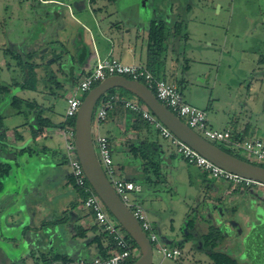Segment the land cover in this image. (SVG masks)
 I'll list each match as a JSON object with an SVG mask.
<instances>
[{
	"label": "rangeland",
	"instance_id": "rangeland-1",
	"mask_svg": "<svg viewBox=\"0 0 264 264\" xmlns=\"http://www.w3.org/2000/svg\"><path fill=\"white\" fill-rule=\"evenodd\" d=\"M42 1L0 0V81L7 83L11 90H17L16 85L24 84L27 79V71L18 65L19 61L15 57L18 53L35 52L30 59L23 61L39 66L35 69L37 91L17 90L13 95L24 101L36 100L37 103L49 108L47 112L50 119L64 120L67 99L72 95L74 87L83 79L78 78L79 74L75 75V79H71V72L65 68L67 65L69 70L71 64H68V61H61V57L66 56L68 49L73 51L75 36L79 35L72 18L88 26V32L96 44L102 42L103 32L111 36L109 21L122 22L123 20L122 23L127 28L136 24L146 28L151 20L163 21L168 27L167 24L174 25L178 19L183 21L182 28L188 33V39L182 43L184 48L181 52L185 53L176 63L177 70L190 77L188 85L183 89L186 102L191 104L190 94H195L201 101L205 99L207 102L204 107L194 106L200 110L207 109V104H212L210 98L215 100L214 103H219V107L229 110L234 105L231 113L238 110V116L251 110L252 122L262 126L252 138L258 137L264 140L263 110L258 104L247 101L248 96L253 95L258 88L264 90V0H116L113 8L109 6L105 8L108 16L106 21L102 20L97 11L94 13L98 0L96 6L93 5L92 0H59L60 6H43L42 3L45 2ZM103 2L106 3V0ZM114 12L116 13L113 14ZM112 15L115 16L112 17ZM82 33L83 38L88 35L86 31ZM167 33H169L168 38L174 34L169 31ZM145 35L146 33L140 32L138 42L144 40ZM168 38L164 42L165 45L171 42ZM45 48L47 50L40 53ZM5 49L10 50V55L5 53ZM54 59H58L59 63ZM51 73L55 76V81L59 83V88L53 87L52 94L45 91L44 87ZM206 75L210 76L208 84L203 82ZM66 78L69 80H65ZM71 84L74 86L71 87ZM250 84L256 86V89L252 88L249 92ZM212 88L215 90L210 95ZM45 97H51V100ZM127 97L133 103L139 104L137 99L129 93ZM80 98L83 100V97ZM21 109L27 111L24 104L21 105ZM0 115L3 125L0 134H3L7 143L12 141L17 132L14 129L29 122L18 115L17 109L5 100L0 102ZM33 115L30 111L28 119ZM219 115L223 118L222 114ZM147 126L156 141L163 147H168L170 151H174L170 142L163 140L153 126ZM212 143L229 151L222 143ZM0 152V171L6 166L14 170L13 173L0 177V183H3L0 188V196L3 195L0 197L3 200L0 204V264H19L20 262L14 257H19L20 252L26 249L22 241H19L20 229L27 238L31 230L27 222L31 220L32 214L29 213L28 206L25 210L20 204L18 195L20 192L17 191L21 190L23 179L16 173L22 174L23 171L25 173L28 168L25 166L15 171L13 164L6 158L13 153L10 147L0 146ZM232 154L249 163L259 164L251 155L242 156L237 152ZM164 167L165 165L160 168L156 177L170 178L171 170L172 174L174 172L173 165ZM64 169L68 170L67 166H64ZM188 169L192 170L189 167ZM14 174L16 181H13V185L17 194L12 195L5 183L12 180ZM183 174L172 175L171 179L176 182L171 181V190L157 186L149 195L145 194V199L142 197L139 200L135 199L133 194L130 195L129 203L139 205L145 210L152 227L157 228L159 218L166 223L164 227L168 226L164 228L167 231L163 230L160 234L155 232L161 244L167 245L170 240L173 242L171 246H178V242L183 245V257L175 261L163 260L159 254L154 253L152 264H211L205 254L196 250L195 247L196 244H200L199 238L210 230L222 238L218 245L219 251L223 250L226 242H230L229 253L237 259V264H246L244 261L246 252L243 253V251L247 239L243 241L241 238L248 231L245 223L249 221L254 223L258 220L257 215L254 214L255 207L264 211V185L258 184L251 188L238 187L236 201L230 202L227 199L222 202L223 208L216 210L213 203L207 205L203 201L196 187L188 186ZM230 205H235V211L238 213V230L236 231L231 225H225V221L230 220L233 215ZM224 211L226 214L220 215ZM215 213L219 217H215ZM22 224H25L27 228H23ZM31 225L39 229L40 220L34 217ZM236 236L238 240H234ZM251 240L252 238L250 242ZM238 254H242L243 257L240 258ZM138 258L133 257L131 262H135Z\"/></svg>",
	"mask_w": 264,
	"mask_h": 264
},
{
	"label": "crops",
	"instance_id": "crops-1",
	"mask_svg": "<svg viewBox=\"0 0 264 264\" xmlns=\"http://www.w3.org/2000/svg\"><path fill=\"white\" fill-rule=\"evenodd\" d=\"M103 1L98 0L99 3L97 8L94 9V13L97 11L98 14L101 15L102 20L104 19L106 21L108 20V16L105 8L107 6L113 8L116 0L111 4ZM42 2H45L42 3L43 6H50L52 3L58 6L61 5L59 0H43ZM96 2L97 0H92L94 6H96ZM92 3L89 2L90 5H92ZM115 13L116 12L113 14ZM113 16L115 15H112V17ZM72 20L78 28L79 35L77 37L75 36L74 45L72 46L73 51L68 49L66 56L61 57V61H68L67 63L71 64L69 70L67 65H65L66 70L72 74L71 79L74 78L76 74H79L78 78L82 79L92 70L97 57L105 58L109 55L118 59L123 64L144 66L151 72L147 65L149 62L148 28L153 20L149 21L146 28L137 26V24L127 28L122 23L123 20L122 22L109 21L110 32H108L111 36L103 32L102 42L98 44L94 42L92 36L89 34L88 26L76 19L72 18ZM176 21H178V19H176ZM167 25L168 31L174 34L168 38L171 39V42L165 45L159 64H154L155 72L153 70L151 73L155 77L177 86L184 98L183 89L188 85L190 77L188 74H183L177 70L176 63L185 53L181 52L182 48H184L182 43L188 39V33L183 30V26L179 32H176L175 24L173 25L170 23ZM82 31H86L88 34L85 38L81 37L83 35ZM140 32L146 33V38L138 42L140 40L138 39ZM59 37L61 36L59 35ZM132 38L134 39L132 40ZM83 46L89 51L87 57L83 56V51L81 50ZM45 49L47 50V48ZM57 63H59V60ZM65 80L69 79L66 78ZM209 80L210 76L206 75L203 82L208 84ZM250 85L249 92L252 88L256 89V86L253 84ZM73 86L71 84V87ZM213 90L215 89L212 88L210 90V95L213 94ZM262 90V88H258L253 95L248 96L247 101L251 103L254 102L256 105L258 104L264 113V90ZM113 96H115L118 101L115 103L112 111L108 113L106 120L100 126L96 127L93 122L92 137L95 138L96 135L99 134L109 140L112 162L117 177L125 181L134 182L141 187L140 192L132 193L135 199L139 200V198L142 197L145 199V194L149 195L157 186L163 187L166 190H171L170 183L173 181L171 179L173 177L172 175L177 176V174L184 173L183 175L185 176V181L188 186L196 187L203 201L206 202L207 205L213 203L216 210L223 208L222 202H225L227 199L230 202L236 201L238 197V187H233L231 184L220 180L208 178L203 175L197 167L183 161L176 154L174 148V151H170L168 147H163L150 134L149 127L141 117L123 107L122 100L132 101L127 97V94L123 93V91L116 90ZM210 99L212 104H207V109L201 108L206 112L208 128L210 126V129L218 131L229 130L233 134H238V136L246 139L255 137V133L259 131L261 125L257 126L252 122L251 119L253 118V114L250 113L252 112L251 110H247L248 112L245 111L244 114L238 116V110L231 113L234 105H232L229 110L228 108L219 107V103H214L215 100L212 98ZM34 101L36 102V100ZM190 102L191 104L189 102L187 103L193 107L195 105L204 107L207 103L205 99L201 101L195 94H190ZM37 104L42 106L39 103ZM42 107L46 109L43 117L47 118L54 127L36 129L28 123L24 126L22 124L18 126L17 129H14L19 136H14L12 141L8 143L12 145L10 149L13 150L11 163H15L19 167L16 168L15 171L25 166L28 168L25 170L26 172L24 173L23 171L22 174L15 172L23 179L19 195L20 204L24 206L25 210L28 206V211L32 214H30L31 220L27 219V226H30L29 228L31 230H28L29 234L26 238V236L23 235V231L20 229L19 241H22V244H24L26 241H29L30 234L41 230L32 227L33 224L31 225V222L34 217L38 218L40 220V225L44 226L43 231L50 229L51 233H48L49 235H42V241H36L35 244L41 247L38 248L36 246L34 248L35 244L32 243V240L28 242L29 244L26 243V249L20 252L19 257L14 258L19 262L32 263L39 254H45L48 257L55 255L60 256L65 258L66 261L101 257L98 247L94 242L95 238H98L101 233L99 229L94 226L89 214L83 210L82 205L79 203L78 191L69 182V171L64 169L66 163L64 160V139L61 135L63 129L55 128V126L65 121L63 119H50L49 113L47 112L49 108ZM247 108L250 109L248 106ZM219 114H222L223 118H221ZM258 139L262 140L261 138ZM155 164L156 166H154ZM163 165H165V167L167 165L168 167L173 165L174 172L172 174L171 170L170 178L164 177L160 179L156 177L158 176L156 173L160 171ZM188 167L192 170L188 169ZM13 172L14 170L12 169L11 173ZM27 175L28 177H26ZM15 176L14 174L9 183H14ZM176 176L174 177L175 179L177 178ZM174 181L176 182V180ZM9 191L12 195L16 193L11 186ZM1 203H3V200L0 198V204ZM230 208L232 209L233 215L230 220L225 221V225H231L233 230L236 231L238 230V213L235 211V205H230ZM225 214L224 211V213L220 215L224 216ZM216 216L219 217L215 213V217ZM159 219L160 222H158L157 228H155V226L153 227L154 231L158 234H160V232L162 233L163 230H166L164 228L168 227H164L166 223L162 218ZM248 223H250V221ZM24 225L25 224H22V226ZM170 230H172V228ZM165 239L168 240L166 237ZM234 240H238V236H236ZM101 241L103 246H105L106 240L101 238ZM168 241L169 244L167 245L171 246L173 242L170 240ZM230 244V242H226L221 252L232 256L228 251V247H231ZM177 245H181V243L178 242ZM195 247L196 250L202 252L200 245L196 244Z\"/></svg>",
	"mask_w": 264,
	"mask_h": 264
},
{
	"label": "built area",
	"instance_id": "built-area-1",
	"mask_svg": "<svg viewBox=\"0 0 264 264\" xmlns=\"http://www.w3.org/2000/svg\"><path fill=\"white\" fill-rule=\"evenodd\" d=\"M111 76H123L129 80L141 82L162 105L198 135L209 142L222 143L231 152H237L242 156L251 155L259 163L257 165L264 166V141L258 138H242L229 130L218 131L208 128L206 112L188 104L177 86L155 77L144 66L126 65L110 56L97 57L92 70L74 87L72 95L67 99L64 121L75 120L82 102L80 97L87 94L96 84ZM117 101L115 96L104 101H98L94 118L96 127L106 120L108 113L112 111ZM121 102L123 107L139 115L147 125L153 126L163 140L169 141L176 154L183 161L197 167L208 178L229 183L233 187L251 188L259 184L227 172L200 156L196 151L175 138L144 105L128 100H122ZM61 135L64 139V160L72 181L71 184L78 191L79 203L82 205L83 210L92 218L94 226L106 235L110 252L106 258L95 257L64 262L57 261L52 264H130L133 257H139V251L129 243L126 239V233L107 212L101 200L88 184L75 153L74 126L66 125ZM93 146L96 157L112 188L137 219L142 231L149 240L153 254L157 253L163 260L172 261L183 257V248L161 244L144 210L139 205L129 203L130 195L140 192L141 187L134 182L117 177L112 162L109 140L97 134L93 138ZM31 264L41 263L33 262Z\"/></svg>",
	"mask_w": 264,
	"mask_h": 264
},
{
	"label": "water",
	"instance_id": "water-1",
	"mask_svg": "<svg viewBox=\"0 0 264 264\" xmlns=\"http://www.w3.org/2000/svg\"><path fill=\"white\" fill-rule=\"evenodd\" d=\"M43 50L40 53H44ZM38 56V55H37ZM121 89L133 95L163 124L175 138L186 144L214 165L247 180L264 185V167L249 163L229 154L212 142L207 141L182 120L162 105L141 82L129 80L123 76H111L93 87L83 98L75 117V153L83 169L86 180L101 200L108 213L117 221L126 235L136 244L139 258L132 264H152L153 252L146 234L137 219L121 201L106 177L93 146L92 116L98 101L110 90ZM51 100V97H45ZM256 219L264 224V211L255 207ZM51 230H39L37 240L49 235ZM41 247L35 244V247Z\"/></svg>",
	"mask_w": 264,
	"mask_h": 264
},
{
	"label": "trees",
	"instance_id": "trees-1",
	"mask_svg": "<svg viewBox=\"0 0 264 264\" xmlns=\"http://www.w3.org/2000/svg\"><path fill=\"white\" fill-rule=\"evenodd\" d=\"M114 1L115 0H106V2L109 4L113 3ZM50 6H57V5L52 3V5H50ZM165 24L166 23L163 21L153 20V21H151L149 28H148V61L149 62L147 65H148V68L151 70V72H153V70L155 72L154 64L155 65L159 64L162 52L165 49L164 42L167 40V38L169 36V33H167L168 28L166 27ZM175 26H176V30H177L176 32H179V30L183 26V21H179V20L176 21ZM81 50L83 51L84 57H87L89 55V51L86 47L83 46ZM4 51L6 54L10 53L9 49H5ZM34 53L35 52H33V53H25V52L24 53H18L15 57L19 61L18 65L27 71V79L25 80L24 84L16 85V89L18 91L29 90V91L35 92L38 89V87L36 85L37 84V78H36V74H35V69L39 66L36 64L29 63L27 61L26 62L23 61V60L30 59V57H32ZM57 60L58 59H54L55 62ZM0 72H1V68H0ZM54 78H55V76L51 73V77H50L49 81L46 80L47 82L44 83L45 91L50 92V94L53 93V87L59 88V83H57ZM17 90H11L7 83L0 81V102H2L4 100L8 101V104H10L11 106H13L14 108L17 109L18 115L23 116L25 120H29V122H26L25 124H23V126L28 123L29 125H32L36 129L54 127V125H52V123H50V121L47 118L43 117L46 109H44L42 106L38 105L35 101H32V102L24 101V100L19 99L18 97H15V95H13V93H14V91H17ZM115 91H116L115 89L110 90L99 101H104L110 97H113ZM120 91H123V90H120ZM123 92L125 94L128 93L126 91H123ZM84 97H85V95L83 96V98ZM137 101L139 102L140 105H143L139 100H137ZM22 104H24L25 108H27V111H22V109H21ZM30 111L33 112L34 115L32 118L28 119V117H29L28 114ZM74 122H75V120L66 121V122H63L62 124L55 126V128L64 129L66 125L74 126ZM1 128H3V125H2V118L0 117V129ZM15 136L18 137L19 134L17 132H15ZM3 145H6L8 147L12 146L5 141L3 134H0V146H3ZM219 148L222 149L223 151L229 153V154H232L231 151L225 150L221 147H219ZM22 152H24V151H22ZM0 154H1V152H0ZM30 154H31V152H30ZM232 155H234V154H232ZM7 156H8V157H6L7 160H9L11 162L12 156L11 155H7ZM235 157L240 158L239 156H235ZM255 165H257V164H255ZM154 166H156V164ZM262 167H264V166H262ZM13 168L16 169L19 167L17 164L14 163ZM9 173H11V167L6 166V167H4V169L2 171H0V177L6 176ZM14 180L16 181V178ZM69 182L70 183L72 182L70 177H69ZM2 184L0 183V188L2 187L1 186ZM5 184L8 185V187H9L8 189H10V186L13 189H15L14 185L9 183V181H6ZM17 192H20V191L18 190ZM18 195H20V193ZM25 227L26 226L24 225V228ZM43 228H44V226L40 225L39 229L43 230ZM100 233H101L100 236L98 238H95L94 242L96 243V245L98 247L101 258H106L109 256L110 245L107 244L108 241H107L106 235L104 233H102L101 231H100ZM30 235H31L30 236L31 240L29 239V241H26L24 243V245H26V243L29 244L28 242H31L32 240H33L32 243H34V244H35V241H37V231H35L33 234H30ZM101 238H104L106 240L105 246H103ZM126 239L129 241V243L134 248H136L138 250V247L136 246V244L128 236H126ZM221 240H222L221 236L219 237L217 235V233H214L212 230H210L206 235H202L200 237V240H199L200 244H198V245H200L202 252L209 259L211 264H237L236 258H233L232 256H229V255L218 250V245H219ZM178 246L182 247L181 245H178ZM241 257H243V255H241L240 258ZM245 257L249 258V260L251 261L250 264H257L258 263V261H254L251 254H249L247 252L245 253ZM240 258L238 259L239 263L241 262ZM57 261H63L64 262V261H66V259L63 257H60V256H56V255L52 256V257H48L45 254H39L37 257H35L34 263L52 264L53 262H57ZM19 264H25V262L20 261ZM130 264H132V262ZM258 264H262V263L260 262Z\"/></svg>",
	"mask_w": 264,
	"mask_h": 264
},
{
	"label": "flooded vegetation",
	"instance_id": "flooded-vegetation-1",
	"mask_svg": "<svg viewBox=\"0 0 264 264\" xmlns=\"http://www.w3.org/2000/svg\"><path fill=\"white\" fill-rule=\"evenodd\" d=\"M245 227L248 231L241 238L243 241L247 239V244L245 245L243 253L247 252L251 254L254 261L264 264V224L258 220H255L254 223H245ZM250 238H252L253 241L251 240L250 242ZM242 254H238L239 257ZM244 261L246 264H250L251 262L247 257L244 258Z\"/></svg>",
	"mask_w": 264,
	"mask_h": 264
}]
</instances>
